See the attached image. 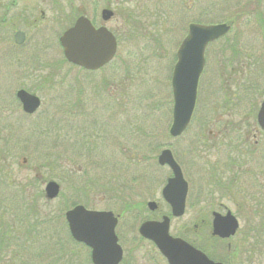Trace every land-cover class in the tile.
Wrapping results in <instances>:
<instances>
[{"label":"flooded vegetation","instance_id":"obj_1","mask_svg":"<svg viewBox=\"0 0 264 264\" xmlns=\"http://www.w3.org/2000/svg\"><path fill=\"white\" fill-rule=\"evenodd\" d=\"M27 1L28 5L21 9L17 0L6 3L0 0V33L5 32V25L9 23L13 44L18 49H22L29 31H36L39 23L47 18L46 11H51L53 21L64 22L65 25L56 40L61 60L43 62L36 59L33 51L17 57L16 74L28 80L30 87L20 83L14 93L16 105L23 112L22 117L32 118L30 130L33 135L30 140L34 161L31 168L33 175L26 180L29 182L27 192L31 202L47 213H53V201L58 200L54 212L59 213L63 222L59 219L54 221L51 217L47 219L44 231H37L30 222L21 223V229L14 231L19 241H27L21 252H26L42 238L61 249L65 243L72 242L87 250L92 264L90 248L72 236L65 217L66 211L82 205L87 210L105 213L99 216V220L106 227L114 223V235L122 249L118 264H133L135 256L131 247L143 242L158 251L150 239L140 234L139 227L146 221H160L165 216L169 219L171 236L187 242L210 260L223 264L264 261V129L257 122L264 98L258 105L257 101L254 102V94L239 92L243 85L235 79L234 72L244 65L241 53L234 57L232 47L219 44L225 36L207 43L202 54L203 66L198 78L196 103L200 79L208 63L223 69L217 80L218 86H223L222 92L209 93L211 104L204 111L194 141L177 147L175 141L184 137L196 121V104L186 128L174 136L170 133L172 108L171 122L166 130L152 132L147 127L143 128L146 116L139 118L131 114L132 99L125 91L121 92V82L130 81L132 76L127 45L122 43L132 40L139 32L145 34L148 29L160 26L159 12L140 8L157 0H87L90 5H102L93 16L84 10L68 16L64 7L73 0L65 1L66 6H61L59 0H50V6L45 10L39 9L44 0ZM130 3L138 8L127 6ZM104 9L112 12L108 18L102 15ZM15 10V16H11L10 13ZM37 11L39 21L35 16ZM147 15L154 16L155 20H145L150 17ZM81 16L87 18L94 29L104 27L116 42L112 58L96 68L70 62L63 54L60 36ZM17 22L20 25L15 27ZM111 23L115 24L111 26ZM191 23L201 22H189L175 49L167 55L171 65L170 83L174 66L181 61V44ZM17 34L20 43L15 40ZM235 49L240 52L239 47ZM195 50L196 47H193L189 53ZM18 90H25L39 99V106L33 112L27 113L22 109L16 95ZM171 97L173 104L172 90ZM43 107L44 111L38 116ZM237 116L242 119L235 120ZM6 128L10 129L8 125L0 129ZM165 138L174 140V143H164ZM61 147L63 152L58 150ZM150 149L158 150L153 158L148 153ZM165 149L170 151L176 170L185 183L182 213L177 216L172 214V205L164 195L165 188L170 185L169 180L175 176L174 169L167 163L158 162L159 154ZM68 152L72 155L69 156ZM74 156L79 161H74ZM149 159L156 161L158 170L149 169L146 165ZM49 181H55L60 187L59 194L54 198L45 196L44 189ZM181 190L179 187L174 193L180 197ZM190 212H204L209 218L197 221L196 215H191L184 219ZM214 214L223 218L226 228L232 227L231 220H234L235 231L226 237L213 235ZM104 233H100L99 239H106ZM216 243L222 245L223 255L212 253ZM0 258V264H6L3 256ZM18 260L13 264L30 262L24 256L20 262Z\"/></svg>","mask_w":264,"mask_h":264},{"label":"rangeland","instance_id":"obj_2","mask_svg":"<svg viewBox=\"0 0 264 264\" xmlns=\"http://www.w3.org/2000/svg\"><path fill=\"white\" fill-rule=\"evenodd\" d=\"M8 1L10 0H4L5 3ZM17 1L21 9L28 5L27 0ZM49 1H42L39 4V9H48L50 6ZM59 1H61V6H66L67 2L65 1L69 2L70 0ZM155 2L152 5L140 6V8L152 13L159 12L161 19H164L159 20L160 26L148 29L145 34L139 32L132 40L125 39L126 42L122 43V45H127V58L131 63L132 76L130 81L124 80L121 82V92L125 91L132 99L131 114L139 118L146 116L144 118L146 121L142 123L144 124L143 128L147 127L152 132H157L163 128L166 130L167 125L169 126L171 122V65L168 63L169 58L167 55L169 51L175 49L177 42L186 31L187 24L195 20L201 23L232 21L231 32L219 44L237 41L239 53H241V62L244 63V65L236 68L237 71L235 70L234 72L235 79L239 80V82L241 81L243 85L239 92L254 94V102L257 101L256 104L259 105L264 98V0H157ZM131 6L132 8H138V6ZM100 7H102L101 3L90 5L87 0H84V2L83 0H73L70 5L64 8L68 16L74 15V12L78 10H84L85 13L93 16L96 15ZM117 7L124 8L126 6ZM16 12L17 10L12 11L10 13L11 16H15ZM46 14L47 18L39 23L36 31H29V37L21 46V50L13 44L11 38L12 29H10L9 23L5 25V32L0 33V128L4 125L10 127V129L6 128V130L0 129V197L5 198L10 203L21 200L17 194L21 190V185L27 179H31L33 175L31 168L34 161L33 147L30 140V136L33 135L30 130L32 118L22 117L23 112L16 105L14 97L18 84L24 83L27 84L26 87H30L28 80L16 74L17 57L28 51H33L36 53V59L38 58L43 62L61 60V53L56 40L65 25L64 22L53 21L51 11H46ZM35 16L38 19L39 11L36 12ZM150 17L145 18V20H155L154 16ZM114 24L111 23L109 25L113 26ZM19 25L20 23L17 22L15 27ZM30 47L34 48L30 49ZM222 72L223 69L218 65L216 67L212 63L206 65L198 87L199 96L195 107L196 121L184 137L175 141L177 147L180 145L186 146L194 141V136L198 132L197 127H200V122L205 114L204 111L211 104L212 97L209 96V93L222 92L223 86H218L219 82H217ZM127 83L128 85L126 86ZM125 87L126 89H124ZM43 111L44 107L40 110L38 116H41ZM149 113L152 114L149 115ZM236 119L239 121L242 118L237 116ZM163 142L173 144L174 140L165 138ZM58 150L63 152L64 149L62 150L61 147V150ZM157 152L158 150L150 149L148 153L153 158ZM67 154L69 156L72 155L71 152ZM73 159L76 162L79 161L75 160V156ZM146 165L151 171L158 170L156 169V161L153 159H149ZM20 195L22 194L20 193ZM25 199L28 201L31 196L25 193ZM56 201H53L52 204L53 213H47L44 209H41L40 214L41 216H46L49 220L52 217L54 221L59 219L63 222L59 213H56L57 211L54 212L59 202L58 200ZM42 204L43 202L40 205ZM42 206L44 207V205ZM8 209L10 212L16 213L15 209ZM6 213L8 214L7 211ZM191 215H196L197 221L208 217V214L204 212H195V214L190 212V214H186L184 219H188ZM34 220L37 219L31 217L28 222H33ZM39 229L44 231L46 224H41ZM173 229L174 223L172 224ZM46 241L45 239H38L32 248L30 246L24 252V255H21L20 249H16L15 246H9L8 249H12L14 254L16 250H19L18 252L16 251L17 256L15 258L17 259L20 255L19 260H22L24 256L25 260L30 261L27 264H51L49 261L56 257H58V261L54 264H90L87 250L83 246L67 242L61 249V247L53 245V242L47 243ZM131 248L133 249L132 254L135 256L133 264H166L158 251L148 243L143 242L142 245ZM30 249L35 252L37 250L36 257L29 254L28 250L30 251ZM211 250L215 256L223 255L221 244H214ZM126 259L129 260L130 257L127 256ZM9 263L10 261H8ZM256 264H264V261L258 259Z\"/></svg>","mask_w":264,"mask_h":264},{"label":"water","instance_id":"obj_3","mask_svg":"<svg viewBox=\"0 0 264 264\" xmlns=\"http://www.w3.org/2000/svg\"><path fill=\"white\" fill-rule=\"evenodd\" d=\"M110 10L104 9L102 15L108 18ZM231 29V26L224 23L201 24L191 23L188 26V34L181 44V61L173 69L171 78V89L173 95L172 123L170 133L174 136L179 135L188 125L192 111L194 109L198 78L203 66V50L208 42L213 41ZM16 35V42L21 39ZM60 43L63 48L64 57L73 63L82 64L88 68H96L109 61L115 50L116 42L112 34L104 27L94 29L89 20L85 17H78L74 24L65 30L60 36ZM196 47V50L189 53V49ZM190 62L188 63V58ZM183 57H187L184 59ZM187 62V64H184ZM17 97L22 104V109L33 112L39 106V99L27 93L25 90H18ZM257 122L264 129V101L261 103ZM160 164L167 163L174 169L175 176L169 180L164 190L165 198L172 205L174 216L182 213L185 196V183L175 165L170 151L165 149L158 156ZM179 187L181 196L176 192ZM46 198H54L59 194L60 187L55 181H49L45 186ZM179 199V203H178ZM103 212L85 209L82 205H76L66 211L65 217L69 224L72 236L85 243L91 250L92 264H118L122 258V249L117 243L114 235V223L110 227L101 224L99 216ZM213 220V235L226 237L235 231L234 220H231L232 227L224 226L223 218ZM218 217V218H217ZM169 219L163 217L160 221H146L139 227L140 234L150 239L157 250L166 259L167 264H223L210 260L200 250L194 248L187 242L173 237L169 234ZM101 232H105L106 239H99Z\"/></svg>","mask_w":264,"mask_h":264},{"label":"trees","instance_id":"obj_4","mask_svg":"<svg viewBox=\"0 0 264 264\" xmlns=\"http://www.w3.org/2000/svg\"><path fill=\"white\" fill-rule=\"evenodd\" d=\"M228 24H231L232 21H227ZM232 25V24H231ZM224 45H228L233 48L234 54L232 56L237 57L238 56V50H236V47H239L237 45V41H229L225 43ZM29 188V182H26L24 185H21V190L18 192V197H20V201H14V202H7L5 198L0 197V256H3V259L6 264H8V261H11L9 264H13L19 257L16 259L15 256H17L16 251L18 252L19 250L15 251V254L13 253V250L11 249L10 251H2L3 249H8L9 246H15L16 249L23 250L25 248V245L27 241H19L16 235L14 234V231H19L21 229V223L23 224L24 222L28 223L29 219L31 217H34L37 220H34L33 222H30L33 227L36 228L37 231H39L40 225L41 224H46L47 223V218L46 216H41V212L38 208V204H34L31 202V199H28V201L25 199V193L29 196L28 191ZM20 193L22 195H20ZM16 206V207H14ZM15 209L16 213H12L9 211V209ZM22 208V209H21ZM8 212V214L6 213ZM19 211V212H18ZM14 212V211H13ZM45 217V218H44ZM40 218V219H39ZM19 224V226H17ZM40 231H43L42 229ZM41 238V237H40ZM43 239V238H42ZM38 240L35 241L37 243ZM40 243V242H39ZM47 243H49L47 241ZM48 246L47 244H45ZM54 245V244H53ZM48 248V247H47ZM27 251V250H26ZM30 254L34 257L37 256V250L36 252L32 249H30ZM35 252V253H33ZM21 254V253H20ZM36 254V255H35ZM24 255V253L22 254ZM39 255V253H38ZM20 256V255H19ZM41 256V255H39ZM12 257V258H11ZM54 257V256H52ZM14 258V259H13ZM1 259V258H0ZM19 262L21 260H18ZM58 261V257L53 259L52 261H49L51 264H54Z\"/></svg>","mask_w":264,"mask_h":264}]
</instances>
